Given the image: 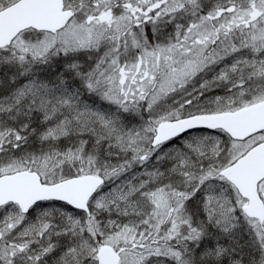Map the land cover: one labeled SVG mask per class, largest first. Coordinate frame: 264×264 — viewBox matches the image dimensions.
I'll return each instance as SVG.
<instances>
[{
    "label": "snow or ice",
    "instance_id": "6c2138e0",
    "mask_svg": "<svg viewBox=\"0 0 264 264\" xmlns=\"http://www.w3.org/2000/svg\"><path fill=\"white\" fill-rule=\"evenodd\" d=\"M0 264H264V0H0Z\"/></svg>",
    "mask_w": 264,
    "mask_h": 264
}]
</instances>
